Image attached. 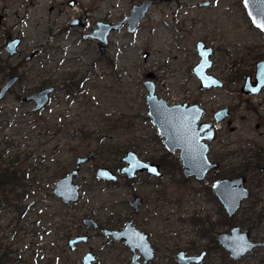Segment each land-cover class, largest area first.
Here are the masks:
<instances>
[{
  "label": "rangeland",
  "instance_id": "rangeland-1",
  "mask_svg": "<svg viewBox=\"0 0 264 264\" xmlns=\"http://www.w3.org/2000/svg\"><path fill=\"white\" fill-rule=\"evenodd\" d=\"M68 1L0 0V87L8 65L21 76L0 101V166L12 163L30 192L20 207L21 219L13 211V196L0 193L1 246L10 245L24 264H82L89 249L97 252L95 264H127L130 254L124 248L84 227L81 219L92 217L105 227H121L132 216L128 201L138 194L144 203L136 220L145 219L148 224L139 225L152 232L156 248L152 264H176L178 250L197 254L203 249L207 255L199 264H221L224 251L215 249L209 238L228 227L206 182L185 183L177 169L165 170L161 179L131 185L123 177L116 183L99 181L94 173L102 166L117 173L127 150L142 159H157L166 151L147 114L143 82L148 74L158 97L168 103L197 101L207 109V118L220 108L230 109V119L221 124L213 145V157L227 152L226 137L241 142L247 133L261 140L254 126L260 122L259 130H264V90L245 98L239 88L245 74H253L254 63L264 57V35L250 22L242 0H156L134 33L126 26L112 32L101 55L95 40L79 34L94 27L95 20H121L141 0H75L73 7ZM205 1L210 2L207 7L199 6ZM83 12L86 28L70 27L60 38L70 17ZM7 36L21 39L20 55L8 57ZM199 40L213 49L209 73L224 82L222 89L198 90L192 68L199 60L195 49ZM32 53L33 59L24 62L23 57ZM239 74L242 77L232 81ZM81 79L78 89L66 92L65 83ZM44 85L58 89L43 110L32 112L33 103L24 97ZM231 128L235 133H229ZM90 150L95 156L74 179L78 200L61 203L52 193L55 182L74 167L77 156ZM244 157L241 152L232 160H221V168L208 178L230 174ZM256 192L264 208V186ZM243 212L242 208L238 222L245 220ZM194 218H202L200 225ZM210 222L214 229L199 236L201 223L208 229ZM83 234L91 239L70 251L67 240ZM253 236L262 239L264 231L255 230ZM234 264H264V250Z\"/></svg>",
  "mask_w": 264,
  "mask_h": 264
},
{
  "label": "water",
  "instance_id": "water-1",
  "mask_svg": "<svg viewBox=\"0 0 264 264\" xmlns=\"http://www.w3.org/2000/svg\"><path fill=\"white\" fill-rule=\"evenodd\" d=\"M151 4L152 1H142L133 5L130 13L118 22H98L88 36L97 40L100 44V50L105 52L109 33L121 29L124 25L127 26L128 33H134ZM242 4L252 25L264 35V0H242ZM205 5H208L207 2L201 4V6ZM19 45V38H11L5 42L4 49L9 57L19 53ZM195 49L199 60L192 68V71L199 81V89L221 87L222 82L207 72L212 64L210 60L212 50L205 47L202 41L196 42ZM147 56L148 52H144L143 59L145 60ZM255 67L253 81L250 80V77L246 78L242 87L244 93H257L264 86V60L256 62ZM18 81L19 76L7 78L0 87V101ZM143 85L147 90L145 96L147 114L158 136L162 138L163 146L170 153L178 151V156L183 166L182 173L185 177H194L198 181L205 179L207 173L216 169L218 164L210 161L207 156L208 144L205 140L211 141L213 139L214 128L211 123H199L200 117L204 114V109L197 104L168 105L165 100L159 98L155 93V85L152 80L147 78ZM52 91L53 88L51 87L41 89L32 95L24 97V101L33 103L32 111H38L47 104ZM225 115H228L227 110H220L215 113V122L225 117ZM206 130L208 132L202 136L201 133ZM93 156V151L88 152L84 156H77L74 168L55 182L52 193L61 203L67 205L78 200L80 192L78 185L74 183V178L78 175L81 165L86 164ZM123 161L126 165L121 169L120 174H125L129 179L134 178L137 172L143 171L147 174L161 176L157 165L152 164L150 161L140 160L138 155L132 150L125 153ZM152 169L156 171L153 172ZM95 177L107 182H116L118 179L117 175L108 167H98L95 171ZM212 191L228 216H232L249 196L248 189L245 186V178L242 176L235 179H219L213 183ZM139 204L140 200L138 197L130 203L134 209ZM81 223L83 226H92L94 228L98 226L93 219L88 217L83 218ZM104 235H110L118 241L122 240L131 249L138 247L143 251L146 261L153 257L150 244L146 239L147 236L138 233L132 227L131 221H128L122 230L106 229ZM87 238V235H76L68 239L67 246L73 251L76 244L86 242ZM218 241L223 248L229 251L230 257L235 260L248 252H252L253 247H255L248 240V233L241 232L240 227H234L230 234L223 233L219 235ZM203 256L204 252H201L199 256H186L184 252H179L177 259L180 264H190L200 262ZM94 260V254L87 252L82 257V264H91Z\"/></svg>",
  "mask_w": 264,
  "mask_h": 264
},
{
  "label": "flooded vegetation",
  "instance_id": "flooded-vegetation-1",
  "mask_svg": "<svg viewBox=\"0 0 264 264\" xmlns=\"http://www.w3.org/2000/svg\"><path fill=\"white\" fill-rule=\"evenodd\" d=\"M142 1H152V4L150 5V7L148 8V10L151 8V7H153L154 5H155V3H156V0H141L139 3H141ZM160 2H170V1H172V0H169V1H165V0H159ZM205 2H207V4L209 5V1H205ZM205 2H203V3H205ZM75 3H76V1L75 0H69L68 2H67V5L68 6H70V7H73L74 5H75ZM139 3H136V4H139ZM203 3H200L199 4V6H201V4H203ZM133 5H135V4H133ZM132 5V6H133ZM208 5H205L206 7L208 6ZM131 6V7H132ZM205 6H201V7H205ZM51 8H53V7H51ZM131 11V10H130ZM147 13H148V11H147ZM146 13V14H147ZM57 14H61V13H57ZM85 14L86 13H84L83 12V14L82 15H79V14H77L76 16H71L70 17V19L66 22V24H65V26H63V28H62V34L63 35H61V37L60 38H63L64 37V32H67L68 31V29L70 28V27H79V28H83V27H85L86 28V25L84 24V17H85ZM0 16H1V18H0V26H1V24H2V20H3V15L2 14H0ZM57 17H58V15H56ZM146 16V15H145ZM124 18V17H123ZM122 18V19H123ZM121 19V20H122ZM120 21V20H119ZM98 22H103V23H115V22H109V21H107L106 19H102V20H95V22H94V27H92V28H90L89 30L88 29H86V31L85 32H83V33H80L79 35H81V38H86V39H91V37H89L88 35H90L91 33H92V30L96 27V25H97V23ZM118 22V21H117ZM66 26H68V27H66ZM124 26H126V25H124ZM123 26V27H124ZM122 27V28H123ZM126 29H127V26H126ZM120 30V29H119ZM112 32H114V31H112ZM112 32H110L109 33V35H108V37L110 36V34L112 33ZM13 38H18V37H13ZM8 39H11V37L10 36H7V39H6V41L8 40ZM20 39V38H19ZM92 40H94V39H92ZM96 42H97V45H98V50H99V52H100V54L101 55H103L105 52H102L101 50H100V44L98 43V41L97 40H95ZM199 41H201V40H199ZM203 42V41H202ZM20 43H21V39H20ZM205 44V43H204ZM20 46V45H19ZM205 47H208V46H206V44H205ZM208 48H210L211 50H212V54H213V49L211 48V47H208ZM106 51V50H105ZM214 51H215V49H214ZM6 52V51H5ZM18 54H15L14 56H17V55H20V51H19V47H18ZM212 54H211V56H210V60H211V62H212V59H211V57H212ZM8 55V54H7ZM9 57V56H8ZM13 57V56H12ZM33 57H34V54L32 53V54H29V55H25L24 57H23V61L24 62H28V61H30L31 59H33ZM28 58V59H27ZM261 60H264V57L262 58V59H260V60H258V61H261ZM258 61H256V62H258ZM256 62L254 63V71H253V74H251V73H247V74H245V76H244V79H243V84L241 85V87L239 88V90H240V92H241V94L245 97V98H251V97H257L258 95H260L261 93H262V91L264 90V86L257 92V93H250V92H247V93H244L243 91H242V87H243V85H244V83H245V80H246V78H248V77H250V80L251 81H253V76H254V73H255V64H256ZM212 65V64H211ZM211 68V67H210ZM209 68V69H210ZM209 69H208V74H210L209 73ZM149 75V77H147L146 76V79L148 78V79H150V80H152L153 79V76H152V74H148ZM210 75H212V74H210ZM11 76H19V81L16 83V84H18L19 82H20V80H21V76H20V74H18V72L16 71V67H14L13 68V71H12V73L10 72V73H8L7 74V76H6V78H5V81L7 80V78H9V77H11ZM213 76V75H212ZM215 77V76H214ZM242 77V74H239V75H236V76H234L233 78H232V81L233 80H237L238 78H241ZM215 78H217V77H215ZM145 79V80H146ZM218 80H220L221 82H222V86L221 87H211L210 89H205V90H200L199 89V81H198V90H199V92L200 93H207V92H209L210 90H214V89H222L223 87H224V82L221 80V79H219V78H217ZM82 80V79H81ZM5 81H4V83H5ZM80 81V80H79ZM154 82V81H153ZM3 83V84H4ZM144 83V82H143ZM15 84V85H16ZM70 84H72V83H70ZM69 83H65V89H66V92L68 93L69 92V94H70V87H69V85H70ZM74 84V83H73ZM14 85V86H15ZM154 85H155V82H154ZM13 86V87H14ZM144 86V85H143ZM49 87H51V88H53V91H52V93L50 94V96H49V100H50V97L52 96V94L58 89V87L57 86H52V85H50V86H46V85H44L43 87H41L39 90H41V89H44V88H49ZM12 89V88H11ZM10 89V90H11ZM10 90L7 92V93H9L10 92ZM38 90V91H39ZM73 90H76V89H73ZM72 90V91H73ZM155 93H156V88H155ZM146 96V95H145ZM158 96V95H157ZM164 100V99H163ZM166 101V100H165ZM248 101V100H247ZM49 102V101H48ZM48 102H47V104H48ZM166 103L168 104V105H176V104H182V103H188L189 105H193V104H197V105H199L201 108H203L204 109V114L200 117V120H199V123H211L212 125H213V128H214V137H213V139L211 140V141H208V140H205V142H207V144H208V152H207V156H208V159L210 160V161H212V162H215V163H217L218 164V167L216 168V169H214V170H212V171H209L208 173H207V175H206V177H205V179H203V180H200V181H198V180H196L194 177H185L184 175H183V173H182V170H183V166H182V164H181V160H180V158H179V156H178V151H175L174 153H170L169 151H167L166 149V151L160 156V157H158L157 159L155 158V159H142V158H140L139 157V155H138V153L136 152V151H134V150H132V151H134L137 155H138V158L140 159V160H142V161H150L152 164H155V165H157L158 166V169H159V171H160V173H161V176H156V175H151V174H147L145 171H143V172H137L136 173V176L134 177V178H127V176L125 175V174H120V171H121V169L126 165V163L123 161V157L125 156V153L127 152V151H129V150H127L125 153H124V155L121 157V162H120V165H118V174L116 173V172H114L116 175H117V177H118V179H117V181L116 182H118V180H119V177H123V178H125L126 180H127V184L128 185H131L133 182H137L138 180H143V179H146V180H158V179H161L163 176H164V171L165 170H168V168H172V169H177V170H179V171H181V173H182V176H183V179H182V181L183 182H189V181H191V182H193V181H196V182H206V184L208 185V188H209V192H210V194H211V197H213V200H215V202L217 203V206H218V209H219V211H220V213H219V215H220V217L222 218V222L225 224V225H227V230L226 231H219V232H217V231H214V233H215V235H214V233H213V235L209 238L210 239V241H211V243H212V246H214V248L215 249H219V250H223L224 251V253H223V262L221 263V264H234V263H237V262H239V261H241L242 259H244V258H246V257H250V256H252V255H255L256 254V251H258V250H264V238H262V239H256L255 238V236H253V232L256 230V231H258V232H261V231H264V208H262V204H258L261 200H260V198H259V193H257L256 192V189H260V187H263L264 186V130H259L260 128H261V124H260V122H257L256 124H255V126H254V129H255V131L257 132V134L260 136V138L262 137V139L260 140V139H258V138H256V137H250V135H248L247 133H246V137L244 138V140H242L241 142L240 141H236V142H232L230 139H228L227 137H226V139H225V146H226V149H227V152L225 153V154H221L220 156L219 155H215L214 157L212 156V153H213V145L217 142V140L219 139V132H220V128H221V124L222 123H224L225 121H227V120H229L230 119V116H231V113H230V109L228 108V107H223V108H220V109H218V110H216V111H214L213 113H212V115H211V117L210 118H207V114H208V112H207V109L203 106V105H201L200 103H198L197 101H193V102H189V101H184V102H181V103H168L167 101H166ZM46 104V105H47ZM146 104V103H145ZM46 105L43 107V108H41V109H39L38 111H32V112H40L41 110H43L45 107H46ZM146 108H147V106H146ZM31 110H32V108H31ZM220 110H227V116L225 115V117H223V118H220V120H218L217 122H215V113H217L218 111H220ZM255 114H256V112H255ZM258 115H260V114H258ZM148 118H149V116H148ZM258 118H263V117H261V116H258ZM149 120H150V118H149ZM208 131L206 130V131H203L202 133H201V135L203 136V135H205L206 133H207ZM229 133H235V130L233 129V128H231L230 130H229ZM158 135V134H157ZM159 137V136H158ZM160 138V140H161V142H162V138L161 137H159ZM163 144V143H162ZM224 144V143H223ZM165 148V147H164ZM230 149V150H229ZM90 151H93V150H90ZM90 151H88V152H90ZM94 152V151H93ZM241 152H243V153H246V157H244L241 161H240V163H239V167H237V168H231V172H230V174H228V175H223V174H215V175H212L210 178H208L209 176H210V174L212 173V172H214V171H218L220 168H221V165H222V163H221V160H225V159H228V160H232L233 158H235L236 156H237V154H239V153H241ZM86 155V154H85ZM94 156H95V152H94ZM93 156V157H94ZM93 157H91L90 159H89V161L93 158ZM222 157V158H221ZM172 158H174V159H172ZM76 159V158H75ZM88 161V162H89ZM88 162H86V163H88ZM74 163H75V161H74ZM85 165V164H84ZM83 165H81V167H82ZM81 167H80V169H79V172H80V170H81ZM102 167H104V166H102ZM74 168V167H73ZM72 168V169H73ZM71 169V170H72ZM71 170H69L66 174H68ZM96 171V170H95ZM65 174V175H66ZM64 175V176H65ZM78 175H79V173H78ZM77 175V176H78ZM94 175H95V173H94ZM76 176V177H77ZM240 176H242V177H244L245 178V186H246V188L248 189V192H249V196L242 202V204H241V206H240V208L232 215V216H228L226 213H225V211H224V209H223V207L220 205V203H219V201H218V199L216 198V196L213 194V191H212V186H213V183L215 182V181H217V180H219V179H223V178H229V179H235V178H238V177H240ZM75 177V178H76ZM74 178V179H75ZM96 178V177H95ZM97 180H99V179H97ZM99 181H102V180H99ZM104 182H107V181H104ZM116 182H108V183H116ZM75 183V182H74ZM76 184V183H75ZM136 197H138L139 198V200H140V204L138 205V207L136 208V209H134L131 205H130V203H131V201L132 200H134ZM59 200V199H58ZM143 203H144V200H143V197L142 196H140V195H138V194H134V195H132V198L128 201V205H129V207L131 208V210H132V216H130V217H128V219H127V221H125V223H124V225L123 226H121V227H118V228H115V227H105V226H103V225H101V224H99L94 218H92V217H88V218H91V219H93L96 223H97V227H92V226H84V227H87V228H92V229H94L95 231H99V232H101L102 233V235H103V237L109 242V241H111V242H113V243H115V244H118L119 246H121L122 248H124L129 254H130V256H129V259H128V261H127V264H152L153 263V261H154V258L156 257V248H155V245H154V243L152 242V240H151V235H152V232H150L149 230H146V228H144V227H141L140 225H139V223H143V222H146V224H148V222L147 221H145V219H143V220H140V219H138V220H136V216L140 213L139 212V210H140V208L143 206ZM245 203H249L247 206H245ZM72 204V203H71ZM242 208L244 209V212H243V216H244V218H245V220H241V222H238L237 221V215L242 211ZM87 218V217H86ZM198 219H199V221H198ZM201 219V220H200ZM82 220V219H81ZM128 221H131V224H132V227L138 232V233H142V234H144V235H146L147 236V242L150 244V248H151V250H152V253H153V257L150 259V260H148V261H146V258H145V255H144V253H143V251L142 250H140L138 247L137 248H135V249H131V248H129V246L128 245H126L122 240L121 241H118V240H115V239H113L112 238V236H110V235H108V236H105L104 235V231L106 230V229H108V230H122L123 228H124V226H125V224L128 222ZM196 221V222H195ZM193 222H195L196 223V225H200V222H202V218H194L193 219ZM204 223V222H203ZM82 224V223H81ZM210 225L211 226H209L208 225V229L205 227V225H203L202 223H201V226L200 227H198V229H197V232H198V234H199V236H202V237H205V236H207V233H208V231L207 230H211V229H214V224L213 223H211L210 222ZM234 227H240V230H241V232H247L248 233V240L252 243V244H254L255 245V247H253V251L252 252H248L246 255H244V256H242L241 258H239V259H233V258H231L230 257V253H229V251H227L225 248H223L221 245H220V243H219V241H218V236L219 235H221V234H223V233H226V234H230V231L234 228ZM203 230V231H202ZM202 232H204V233H202ZM83 235H87L88 236V238H87V240H86V242H84L83 244H85V243H87L90 239H91V236L89 235V234H83ZM76 236V235H75ZM71 238H73V237H71ZM70 239V238H69ZM68 241V240H67ZM78 244H80V243H78ZM78 244H76L75 245V248H76V246L78 245ZM109 246H110V244H108ZM193 247H197V246H193ZM75 248H74V250H75ZM70 250V249H69ZM73 250V251H74ZM71 251V250H70ZM87 252H92L93 254H94V258H95V260L93 261V262H91V264H95V262L98 260V257H97V252H95L94 250H92V249H89L88 251H86L85 252V254L87 253ZM179 252H184L185 253V255L186 256H199V254L201 253V252H204V256H203V258H202V260L200 261V262H198V263H190V264H199V263H201L203 260H204V258L206 257V255H207V251L205 250V249H203V250H201L199 253H197V254H188L185 250H178L177 252H176V254H175V258H174V261H175V263L176 264H180L179 262H178V259H177V254L179 253ZM117 256V255H116ZM83 257V256H82ZM118 257H120V256H118ZM169 258V257H168ZM81 263H82V260H81Z\"/></svg>",
  "mask_w": 264,
  "mask_h": 264
},
{
  "label": "trees",
  "instance_id": "trees-1",
  "mask_svg": "<svg viewBox=\"0 0 264 264\" xmlns=\"http://www.w3.org/2000/svg\"><path fill=\"white\" fill-rule=\"evenodd\" d=\"M7 67L9 69L8 73H12L13 66L8 65ZM82 81L83 80L76 81L69 87L78 89L79 86H81ZM172 168L168 169L174 170ZM17 173L18 170L12 167V163H9L6 166H0V193H2L3 195L10 194L13 196L17 205V207H15L16 205H14L13 211L16 214V218L21 219L23 217V212L20 207L26 196H29L30 192L27 191L28 186L25 184L24 179L17 176ZM13 233L15 234V231H13ZM14 253L15 252L11 249L10 245L1 246L0 244V264H24L22 262L20 263L19 258L14 257Z\"/></svg>",
  "mask_w": 264,
  "mask_h": 264
},
{
  "label": "snow or ice",
  "instance_id": "snow-or-ice-1",
  "mask_svg": "<svg viewBox=\"0 0 264 264\" xmlns=\"http://www.w3.org/2000/svg\"><path fill=\"white\" fill-rule=\"evenodd\" d=\"M153 172H155L156 170L155 169H152Z\"/></svg>",
  "mask_w": 264,
  "mask_h": 264
}]
</instances>
